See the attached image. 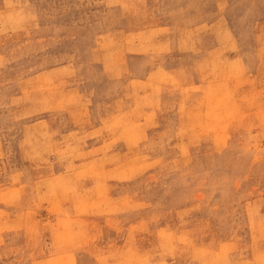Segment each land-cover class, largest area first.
<instances>
[{
  "label": "rangeland",
  "instance_id": "obj_1",
  "mask_svg": "<svg viewBox=\"0 0 264 264\" xmlns=\"http://www.w3.org/2000/svg\"><path fill=\"white\" fill-rule=\"evenodd\" d=\"M0 264H264V0H0Z\"/></svg>",
  "mask_w": 264,
  "mask_h": 264
},
{
  "label": "bare ground",
  "instance_id": "obj_2",
  "mask_svg": "<svg viewBox=\"0 0 264 264\" xmlns=\"http://www.w3.org/2000/svg\"><path fill=\"white\" fill-rule=\"evenodd\" d=\"M187 29V28H186ZM217 32V31H216ZM130 39V38H129ZM117 45V44H116ZM106 47V46H105ZM145 51V50H144ZM153 51V50H152ZM220 62V61H219ZM257 77V76H256ZM126 79V78H125ZM193 81V80H192ZM145 83V82H144ZM204 88V87H203ZM219 103V102H218ZM114 108V107H113ZM79 111V109H78ZM77 115V114H76ZM232 116V115H231ZM100 118V117H99ZM130 129V128H129ZM144 134V133H143ZM134 137V136H133ZM134 156V155H133ZM118 159V158H117ZM31 186V185H30ZM9 188V187H8ZM11 190V189H10ZM60 190V189H59ZM83 197V196H82ZM24 206V205H23ZM181 238V237H180Z\"/></svg>",
  "mask_w": 264,
  "mask_h": 264
}]
</instances>
